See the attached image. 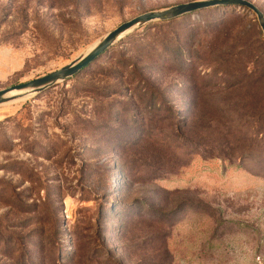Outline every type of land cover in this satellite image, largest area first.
<instances>
[{
    "label": "rangeland",
    "instance_id": "obj_1",
    "mask_svg": "<svg viewBox=\"0 0 264 264\" xmlns=\"http://www.w3.org/2000/svg\"><path fill=\"white\" fill-rule=\"evenodd\" d=\"M192 1L0 0V91ZM0 264H264L256 15L149 23L69 81L1 105Z\"/></svg>",
    "mask_w": 264,
    "mask_h": 264
},
{
    "label": "water",
    "instance_id": "obj_2",
    "mask_svg": "<svg viewBox=\"0 0 264 264\" xmlns=\"http://www.w3.org/2000/svg\"><path fill=\"white\" fill-rule=\"evenodd\" d=\"M232 6L240 9H247L250 12H253L257 17L259 26L264 36V14L257 6L248 0H198L185 4H179L160 11L147 12L121 24L115 30L109 32L98 42L92 45L93 47H90L91 49H87L83 54L68 65L34 80L1 90L0 106L38 95L47 89L58 85L59 83L69 81L91 63L95 62L102 54H104L125 36L149 23L156 21H171L184 15L209 8Z\"/></svg>",
    "mask_w": 264,
    "mask_h": 264
},
{
    "label": "trees",
    "instance_id": "obj_3",
    "mask_svg": "<svg viewBox=\"0 0 264 264\" xmlns=\"http://www.w3.org/2000/svg\"><path fill=\"white\" fill-rule=\"evenodd\" d=\"M232 7H233V6H232ZM214 8H217V7H214ZM220 8H221V7H220ZM227 8H230V7H227ZM234 8H236V7H234ZM209 9H213V8H209ZM205 10H208V9H205ZM244 10H247V9H244ZM202 11H204V10H202ZM195 13H198V12H195ZM191 14H194V13H191ZM187 15H190V14H187ZM184 16H185V15H184ZM184 16H182V17H184ZM182 17H180V18H182ZM180 18H177V19H180ZM177 19H174V20H177ZM174 20H171V21H174ZM171 21H164V22H162V23L165 24V23H169V22H171ZM107 51H108V50H107ZM107 51H106V52H107ZM106 52H105V53H106ZM177 52H178V51H175V53H177ZM105 53H104V54H105ZM173 53H174V52H173ZM102 55H103V54H102ZM102 55H101V56H102ZM99 58H100V57H99ZM99 58H98V59H99ZM98 59H97V60H98ZM97 60H96V61H97ZM93 63H94V62H93ZM93 63H91L88 67H90ZM88 67H86L85 69H87ZM85 69H83V70H85ZM83 70H82V71H83ZM82 71H81V72H82ZM81 72H80V73H81ZM80 73H79V74H80ZM79 74H78V75H79ZM78 75H76V76H78ZM74 77H75V76H74ZM150 101L152 102L151 105H157V104H159V103H161V104H163V105H167V104L170 103L169 100H165V99H163V98H155V97L153 98V95H150ZM168 106H170V105H168Z\"/></svg>",
    "mask_w": 264,
    "mask_h": 264
},
{
    "label": "bare ground",
    "instance_id": "obj_4",
    "mask_svg": "<svg viewBox=\"0 0 264 264\" xmlns=\"http://www.w3.org/2000/svg\"><path fill=\"white\" fill-rule=\"evenodd\" d=\"M92 47H93V46H91V48H92ZM91 48H90V49H91Z\"/></svg>",
    "mask_w": 264,
    "mask_h": 264
}]
</instances>
